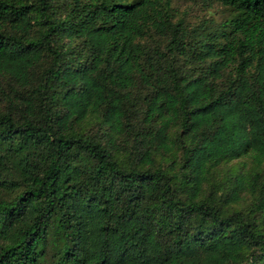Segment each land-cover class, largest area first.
Listing matches in <instances>:
<instances>
[{"label":"trees","instance_id":"1","mask_svg":"<svg viewBox=\"0 0 264 264\" xmlns=\"http://www.w3.org/2000/svg\"><path fill=\"white\" fill-rule=\"evenodd\" d=\"M216 1L0 0V264H264V0Z\"/></svg>","mask_w":264,"mask_h":264},{"label":"rangeland","instance_id":"2","mask_svg":"<svg viewBox=\"0 0 264 264\" xmlns=\"http://www.w3.org/2000/svg\"><path fill=\"white\" fill-rule=\"evenodd\" d=\"M161 6L165 9L172 20L181 19L187 27L198 25L209 26L211 29L216 27L225 18H229L233 13L216 0H160ZM93 125L90 117H84L81 127L85 128ZM238 164L237 161L222 164L218 172L223 173L229 165ZM247 166V164H246ZM218 173V174H219Z\"/></svg>","mask_w":264,"mask_h":264}]
</instances>
